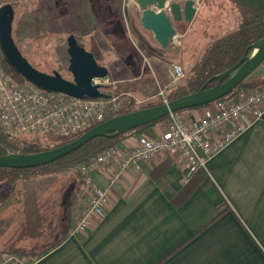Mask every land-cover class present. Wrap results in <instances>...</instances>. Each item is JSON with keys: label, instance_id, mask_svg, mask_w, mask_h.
<instances>
[{"label": "crops", "instance_id": "1", "mask_svg": "<svg viewBox=\"0 0 264 264\" xmlns=\"http://www.w3.org/2000/svg\"><path fill=\"white\" fill-rule=\"evenodd\" d=\"M225 1L202 0L190 23H175L176 37L163 57L176 64L193 61L200 51L192 53L183 47L182 38L201 19L204 8ZM133 14L138 23V7ZM144 33L143 37L151 40L148 45L161 50L152 35ZM152 59V76L158 84L156 94L136 100L126 90L114 92L111 83L107 85L112 87L107 97L118 102H143L167 89L172 66L162 73L158 61ZM213 109L214 103H210L185 113L190 119H198ZM163 127L164 121H160L141 134L127 135L116 148L125 152L141 135L154 137ZM115 167L116 163L94 166V184L100 188L108 186ZM160 168L164 169L161 174ZM204 170L206 178L179 204L176 196L190 177L180 157L157 155L142 163L138 171L127 169L108 190L104 215L93 218L89 228L76 235H70V230L85 214L90 192L81 179L75 187L65 190L62 202L54 209L42 207L46 191L22 190L20 194L26 193L27 199L13 197L0 209V221L7 224L0 239L11 235L0 252L13 247L39 253L66 232L65 239L36 257L34 264H264V109L261 118L253 120L206 160ZM21 200L27 203L22 210L13 206ZM47 215L53 222H47ZM37 218L40 224L36 223Z\"/></svg>", "mask_w": 264, "mask_h": 264}, {"label": "rangeland", "instance_id": "2", "mask_svg": "<svg viewBox=\"0 0 264 264\" xmlns=\"http://www.w3.org/2000/svg\"><path fill=\"white\" fill-rule=\"evenodd\" d=\"M4 5H10L14 12L12 38L17 49L38 71L47 74L56 71L63 79L72 80L68 71L66 38L73 34L79 41V46L92 53L97 64L107 68V78L109 84L113 83L114 92L126 90L136 100H143L151 94H156L158 84L152 76L153 59L144 47L147 44H142L139 40L142 37L149 42L150 39L143 37L144 30L135 21L133 13L137 5L134 0H0V7ZM236 16L238 13L231 8L227 0L225 3L204 8L201 19L194 23L182 38L183 47L192 53L201 51L217 35L224 33L222 30L225 27L228 26L226 32L235 29ZM171 62L172 65L165 63L163 67L160 66V70L165 73L171 66L180 64L183 70L182 79L193 61L179 64L172 60ZM160 78L158 76V80ZM170 81L174 83L172 77ZM110 88L112 87L102 90L104 97L107 98ZM166 90L162 89L164 95ZM242 93L245 95L248 91ZM242 93L236 98L242 96ZM159 99L162 98L157 96L149 101L132 100L129 103L118 102L115 99L113 105L115 110L119 108L121 110L130 105L144 106ZM39 140L46 144L63 141L56 137ZM76 180L77 176L72 173L39 176L25 184L24 191H46L42 207L54 209L62 202L65 190L77 185ZM22 187L20 183L16 189ZM26 195V193L18 194L16 198L27 199ZM13 206L22 210L27 203L21 200ZM47 222H53L50 215H47ZM36 223L40 224L41 220L37 218ZM31 226L33 225L30 224ZM10 238L11 235H8L0 239V249L5 247L3 245ZM33 258L37 260L36 257Z\"/></svg>", "mask_w": 264, "mask_h": 264}, {"label": "built area", "instance_id": "3", "mask_svg": "<svg viewBox=\"0 0 264 264\" xmlns=\"http://www.w3.org/2000/svg\"><path fill=\"white\" fill-rule=\"evenodd\" d=\"M183 70L172 66V81L181 79ZM93 85H108L104 80H92ZM158 96L164 103V91ZM114 98L76 99L59 93L46 92L29 83L16 84L0 62V129L9 138L35 140L56 137L72 139L105 121ZM208 116L190 119L186 111L170 113L161 132L154 137L141 135L125 152L109 148L80 165L79 177L90 189L85 214L70 230V235L85 232L91 220L104 215L108 190L116 185L127 169L140 170L141 164L157 155L180 157L190 173L204 168L206 160L244 131L253 120L261 118L264 109V84L234 99H218ZM141 104V103H139ZM219 134L216 139L211 135ZM116 163L105 188L97 187L92 179L94 166L108 167ZM183 181H186L183 179ZM185 183V182H184ZM31 255L18 256L0 252V264H34Z\"/></svg>", "mask_w": 264, "mask_h": 264}, {"label": "water", "instance_id": "4", "mask_svg": "<svg viewBox=\"0 0 264 264\" xmlns=\"http://www.w3.org/2000/svg\"><path fill=\"white\" fill-rule=\"evenodd\" d=\"M202 0H134L140 14L138 23L142 30L152 35L160 49H165L176 37L175 23H190L197 13L196 5ZM14 12L10 5L0 7V52L10 68L29 84L46 92L59 93L76 99H103L102 90L107 85H93L92 80H104L106 67L97 64L92 53L79 46L74 35L66 38L69 57L67 81L53 71L43 73L34 68L19 52L12 38ZM142 38V37H141ZM264 61V37L254 42L248 52L235 65L213 76L197 92L182 96L162 105L139 109L117 115L96 125L78 138L59 147L32 154L7 152L0 156V167L26 169L51 164L78 150L92 139L113 138L141 126L157 122L170 113L213 103L228 95L239 83L249 77ZM217 83L207 88L211 81Z\"/></svg>", "mask_w": 264, "mask_h": 264}, {"label": "trees", "instance_id": "5", "mask_svg": "<svg viewBox=\"0 0 264 264\" xmlns=\"http://www.w3.org/2000/svg\"><path fill=\"white\" fill-rule=\"evenodd\" d=\"M227 1L229 2L231 8L238 13V20L235 29L227 31L219 37L213 39V41H211L200 51L199 55L194 58L192 64L189 65L185 76L182 79L171 83L167 87L166 95H164L166 102L199 91L210 78L226 71L235 65L243 56H245V54L248 52V48L254 42L264 37V0ZM139 40L142 44H147V46H144L146 51L151 55L152 58H155L158 61L159 66L163 67L165 63L166 65L168 63H171L172 65L171 61L169 62L168 59L163 57V54L171 49L170 44L165 49L158 51L157 49L150 47V45H148V43L143 38H139ZM0 62L3 65L5 71L11 76L16 84L20 85L28 83L24 78L16 74L14 70L7 65L1 52ZM216 83L217 82L215 80L211 81L207 85V88L214 86ZM263 84L264 61L249 77L239 83L228 95L222 99H234L238 97L240 93L247 92ZM163 103L164 101L159 99L154 103L151 102L144 106L135 107L130 105L121 110H115V108L111 106L107 111L105 121L117 115L162 105ZM195 108L198 107L191 109ZM165 118L113 138L98 137L92 139L78 150L48 165L26 169H10L0 167V209L7 201L20 194L21 191L25 189V184L39 176L47 177L58 174L72 173L77 176V181L80 183L79 168L83 162L94 158L96 155L106 149L116 148L123 137L132 134H141L145 128L153 126L154 124L163 121ZM95 126H92L88 130ZM85 132L78 134L69 140H63L53 144H46L39 139L23 140L19 138H9L0 129V156H4L7 152L19 154L43 152L64 145L78 138ZM163 171L164 169L160 168L159 174H161ZM205 178L206 172L204 168H198L197 170L191 172L188 181L183 185L181 191L176 196L179 204L183 203L199 185V183ZM20 183L23 187L21 189H16L17 185ZM6 226V223L0 221V237L5 233ZM65 235L66 232L61 239L57 240L54 244L49 246V248L39 253L28 252L26 250L15 249L13 247L6 248L3 251H10L18 256L31 255L33 257H39L61 243V241L65 239Z\"/></svg>", "mask_w": 264, "mask_h": 264}]
</instances>
